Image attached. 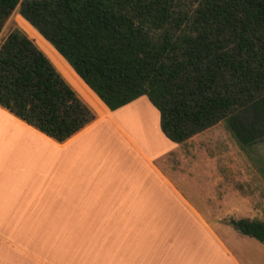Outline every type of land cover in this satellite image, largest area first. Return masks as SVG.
Here are the masks:
<instances>
[{
  "label": "trees",
  "instance_id": "obj_1",
  "mask_svg": "<svg viewBox=\"0 0 264 264\" xmlns=\"http://www.w3.org/2000/svg\"><path fill=\"white\" fill-rule=\"evenodd\" d=\"M17 6L109 111L145 97L174 144L219 122L264 143V0H0V32ZM0 108L57 142L93 121L18 31L0 45ZM228 225L264 244V222Z\"/></svg>",
  "mask_w": 264,
  "mask_h": 264
},
{
  "label": "crops",
  "instance_id": "obj_2",
  "mask_svg": "<svg viewBox=\"0 0 264 264\" xmlns=\"http://www.w3.org/2000/svg\"><path fill=\"white\" fill-rule=\"evenodd\" d=\"M138 102L103 105L63 142L0 108V264H264V244L228 225L264 222V204L232 191L211 201L208 175L189 189V145L205 131L174 144Z\"/></svg>",
  "mask_w": 264,
  "mask_h": 264
},
{
  "label": "rangeland",
  "instance_id": "obj_3",
  "mask_svg": "<svg viewBox=\"0 0 264 264\" xmlns=\"http://www.w3.org/2000/svg\"><path fill=\"white\" fill-rule=\"evenodd\" d=\"M182 6L185 10L191 8L189 2ZM17 9L18 6L7 18L1 29L0 45L14 31L28 37L36 48L46 56L61 79L89 109L94 120L98 114L103 113L104 106L102 103L74 74L58 53L39 36L33 27L21 18ZM138 100L136 107H139L143 101H147L145 97ZM150 107H148V114L153 109ZM124 123L123 126L131 130L129 127L139 123V120L133 119ZM194 139L189 147L195 145L197 148L193 156L194 164L190 167L195 177L190 179L189 189L204 191V182H200V179L203 176L207 178L208 175L210 182L207 189L211 193V201L219 200L220 194L224 191H232L240 194L244 201H248L255 207L264 204V143L251 147H241L226 130L224 122H219ZM138 140L141 141L139 138ZM171 157L165 156L163 159L169 160L171 158L173 161L178 159L179 164H183L182 157H177L175 154ZM160 164L165 166L164 161H161ZM164 170L169 174L166 169ZM179 171L185 173L181 167ZM245 208L246 206L244 210ZM225 220L218 213H211V222L225 223Z\"/></svg>",
  "mask_w": 264,
  "mask_h": 264
},
{
  "label": "bare ground",
  "instance_id": "obj_4",
  "mask_svg": "<svg viewBox=\"0 0 264 264\" xmlns=\"http://www.w3.org/2000/svg\"><path fill=\"white\" fill-rule=\"evenodd\" d=\"M131 109H132V108H131ZM131 109H130V110H131ZM130 110H129V111H130ZM133 110H134V109H133ZM134 111H135V110H134ZM134 111H132V112H134ZM136 111L138 112V110H136ZM130 112H131V111H130ZM130 112H128L129 115H130ZM134 113H135V112H134ZM133 117H134V116H133ZM131 118H132V116H131Z\"/></svg>",
  "mask_w": 264,
  "mask_h": 264
}]
</instances>
